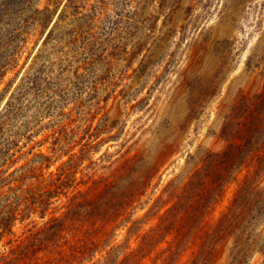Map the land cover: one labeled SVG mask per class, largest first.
<instances>
[{
    "label": "trees",
    "instance_id": "obj_1",
    "mask_svg": "<svg viewBox=\"0 0 264 264\" xmlns=\"http://www.w3.org/2000/svg\"><path fill=\"white\" fill-rule=\"evenodd\" d=\"M214 1L201 0L194 16L200 0H0V87L10 75L16 82L0 109V264H216L222 249L226 264H264V87L223 106L220 149L183 148L221 95L235 42L200 24L217 16L233 26L252 14L251 26L264 5L216 0L212 9ZM192 18L190 58L200 66L214 53V72L195 87L185 72L177 123L154 103L153 122L126 131L105 111L114 90L101 98L102 87L117 86L115 75L151 48L137 67L143 76ZM147 100L131 108L143 112ZM109 142L113 151L99 155Z\"/></svg>",
    "mask_w": 264,
    "mask_h": 264
},
{
    "label": "rangeland",
    "instance_id": "obj_2",
    "mask_svg": "<svg viewBox=\"0 0 264 264\" xmlns=\"http://www.w3.org/2000/svg\"><path fill=\"white\" fill-rule=\"evenodd\" d=\"M214 2L215 3L212 4V9L215 8L216 3H220L216 0ZM260 2L264 3V0H260ZM183 3L185 6H188L195 3V0H183ZM199 11H201V0L199 5L196 6L194 16L195 14L197 15ZM255 15L258 18V23L255 21V24L251 26L250 22L254 17L252 14H250L249 18H246V14H239V23L233 26L217 23V16H213L210 20L203 21V24H200L201 28L205 26H214L215 38L223 39L232 37L235 42L232 46L231 57L229 56L230 59L228 58L230 70L227 76L225 75L226 80L222 86L221 95L214 98L213 101L207 105L205 112L199 120L191 125L188 133L183 139V148L186 150L193 151L198 146L209 149H220L224 142L219 140L214 133L218 132L222 125L221 112L223 106H228L240 91L253 93L264 87V5L259 8ZM192 20L183 21L182 25L185 24L184 30L173 29L174 32L170 36L166 34L167 40L165 46L163 49L156 51L157 54L155 57L159 59L150 65L143 76L140 78L138 77L137 67L143 55L150 54L148 52L153 51L150 48L151 46L149 50L144 51V53L136 59V63L126 68V76L116 77L118 74L115 75L114 79L118 82L117 86L113 87L114 85L110 84L102 87L105 91H101V98H103L104 94L109 90L112 92L114 90L115 93L113 92L114 95L112 99L106 104L105 111H107L111 119H121L124 127H126V131H135L134 126L148 123L151 120V111L149 107L154 103L156 104L155 109L158 113L168 114L170 117L169 119L177 123L183 118L182 116L185 112H187L185 101L187 99V87H189V85L185 88L181 87L185 72H187V81L190 82L191 87H195L196 83H200V79L202 80L204 76L211 75L214 72L219 58V56L214 53H210L206 59H202L201 63L203 64H200V66L197 59L194 62V58H190L192 51L189 47L195 34L193 28L195 22ZM162 23L163 22H160V25L164 32L166 27ZM42 41L41 39L36 45L33 55L39 53V49L42 47ZM46 53L47 52H45V55ZM248 59H250V64L247 63ZM43 60H45V56L36 61L37 70L42 66ZM52 60L53 58L46 57L48 66L45 67V70L49 78L53 76L52 71L57 69L56 67L53 68ZM195 76L200 77L194 78ZM13 77L14 75H10L6 79V83L0 87L1 94L3 95L0 99V109L9 99L10 94L8 91L14 89L16 82ZM7 84H13V86L10 88V86L7 87ZM6 87L7 90L3 92V89ZM125 89L127 90V99H124L122 95H118ZM116 96L117 98L113 99ZM49 97H51L50 93H48L47 101L51 100ZM146 97L149 100H147L143 110L144 114L137 109L131 108L132 105H135L142 98ZM171 98L176 99L172 104L170 103ZM127 101H129V103H127ZM147 103L149 104L147 105ZM102 104H104V102ZM141 115H143L141 119L143 122L136 121ZM152 122L153 121H150V123ZM113 144L114 142L104 143L99 155L110 146L112 148H110L109 151L112 152L114 149ZM260 182L261 186L264 187V177ZM226 204L227 200L217 209L216 215L224 209ZM227 261V249H222L218 254L216 264H226Z\"/></svg>",
    "mask_w": 264,
    "mask_h": 264
}]
</instances>
